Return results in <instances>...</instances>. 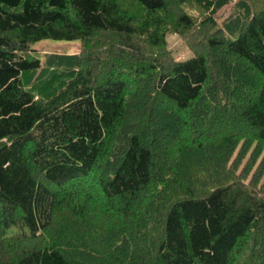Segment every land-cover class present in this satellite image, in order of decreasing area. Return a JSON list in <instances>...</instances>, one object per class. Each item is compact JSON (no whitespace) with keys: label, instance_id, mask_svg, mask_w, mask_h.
<instances>
[{"label":"trees","instance_id":"1","mask_svg":"<svg viewBox=\"0 0 264 264\" xmlns=\"http://www.w3.org/2000/svg\"><path fill=\"white\" fill-rule=\"evenodd\" d=\"M0 264H264V0H0Z\"/></svg>","mask_w":264,"mask_h":264},{"label":"rangeland","instance_id":"2","mask_svg":"<svg viewBox=\"0 0 264 264\" xmlns=\"http://www.w3.org/2000/svg\"><path fill=\"white\" fill-rule=\"evenodd\" d=\"M194 9L200 12V8L197 6H192ZM232 3L224 6L219 11L216 12V19L217 21H221L225 16H227L231 11ZM168 48L171 50L173 57L176 60H182L186 59L188 57H191L193 55L192 50H190L185 42L174 33H168L166 35ZM33 54H36L37 57L41 60V62L45 59L46 54L48 53H67V54H74L78 53L81 48L80 40H53V39H42L39 40L31 45ZM50 73H46V71H41L40 68L37 69H30L23 71L22 78H23V85L30 89L31 83L30 80L34 79L33 83L36 82L37 84H40L38 91L43 89L45 90H51L52 88H55L58 85L59 80L55 77L52 79V81L48 82L43 79V77L49 79L51 76ZM28 78V81L26 80V76ZM30 79V80H29ZM44 86V88H42ZM45 89V90H44ZM37 92V93H39Z\"/></svg>","mask_w":264,"mask_h":264}]
</instances>
